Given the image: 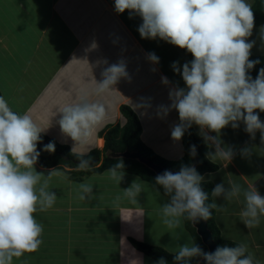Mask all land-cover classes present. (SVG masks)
Returning a JSON list of instances; mask_svg holds the SVG:
<instances>
[{
  "label": "crops",
  "instance_id": "obj_1",
  "mask_svg": "<svg viewBox=\"0 0 264 264\" xmlns=\"http://www.w3.org/2000/svg\"><path fill=\"white\" fill-rule=\"evenodd\" d=\"M141 23L139 16L129 19L127 10L117 14L114 0H0V29H4L3 33L0 31L2 51L6 53L12 50L10 47L18 48L15 59L6 55L4 60L10 63L0 67L2 96L8 104L16 105L12 108L14 112L28 113L38 126L44 128L41 134L71 149L74 142L62 133L58 124L59 110L68 103L78 102L82 93H87L89 99L104 102L109 117L95 133L93 146L86 155L95 149L104 151L105 138L101 133L110 127L124 125L126 119L121 106L129 105L140 118L142 141L168 160L182 159L185 155L183 139L177 142L171 138L172 127L179 123L178 112L173 109L162 117L158 115V108L171 104V88L186 87L182 75L173 71V62H178L182 69L183 64L193 57L159 38L142 39L137 30ZM23 25L28 29V37L21 30ZM32 26L33 31L28 28ZM150 52L159 57V64L153 65L147 59ZM176 56L182 58L177 61ZM120 59L126 61L131 80L121 79L115 85V91L96 96L95 81L100 82L103 69ZM102 60H107L108 64L97 63ZM152 68L157 70L153 72ZM30 74L43 81L39 88L30 85ZM162 76L168 78V85L162 83ZM141 98L147 103L137 107ZM256 111L264 122V112ZM193 127L202 137L199 127L195 124ZM244 128L240 122L236 129L229 125L221 130L222 146L233 147L235 155L227 166L208 159L218 168L206 172L204 181L212 182L214 187L223 183L225 188L229 187V180L243 188L253 185L264 196V144L259 131L252 139ZM209 135L215 136L216 133ZM244 147L251 149L250 156L241 155L240 150ZM208 152H215V148L207 146ZM35 168L45 175L54 169L38 163ZM60 170L68 180L54 177L51 181L50 188L58 197L55 205L46 212L34 214L44 226L43 244L37 252L26 253L15 264H157L131 243L134 239L162 247L166 238L171 239L160 215L161 206L168 203L164 201L167 197L157 186L124 172L120 185L110 180L114 184L109 187L105 171L73 178L66 170ZM98 177L107 183L93 187L96 198L90 202L79 201L74 195L76 185L92 184ZM137 178L145 183L138 204L124 199L119 207L113 205L114 197L122 195L121 189H126V182L129 187ZM66 197L72 198V203L62 202ZM212 202L225 207L221 212L215 210L221 237L246 244L248 252L264 264V218L258 228L250 230L239 217L243 196L232 201H226L223 196L212 197ZM92 223L94 234L88 230ZM95 235L100 238L95 240ZM97 244L102 247L97 248Z\"/></svg>",
  "mask_w": 264,
  "mask_h": 264
},
{
  "label": "clouds",
  "instance_id": "obj_2",
  "mask_svg": "<svg viewBox=\"0 0 264 264\" xmlns=\"http://www.w3.org/2000/svg\"><path fill=\"white\" fill-rule=\"evenodd\" d=\"M114 10L117 14L127 10L129 19L141 18L137 30L142 39L159 38L186 49L193 56L182 69L178 62H173V71L182 75L186 87L171 88V104L158 108V115L162 117L173 109L178 112L179 123L171 130L174 141H180L195 124L205 144L215 148V152L206 153V158L224 166L235 155L233 147L222 146L220 134L225 127L230 125L236 129L243 122L245 132L255 139L259 131L264 144V122L256 111L264 112V68L255 79L249 75L260 61L249 59L256 42L248 39L255 26L254 12L248 0H114ZM260 38L264 42V26L260 28ZM147 59L153 65L159 64V57L154 52L148 53ZM97 63L108 64V61ZM101 77L100 82L95 81L96 96L115 91V85L121 79L131 80L124 59L104 68ZM161 81L165 85L170 83L164 76ZM146 103L145 98H141L137 107ZM59 113L62 133L74 142L72 152L79 159L76 169L91 171V157H84L93 146L95 133L109 117L108 106L82 93L78 102L66 104ZM43 131L44 128L38 126L28 113L14 112L0 96V264H15L26 253L39 250L43 244L44 226L34 214L46 212L55 205L58 197L50 188L53 178L68 180L60 168L50 169L47 175L36 171L35 165L41 155L37 145ZM212 132L216 135H209ZM77 149L81 151L77 152ZM43 151L53 153L54 142L44 145ZM240 153L248 157L251 149L244 147ZM189 154L193 158L197 155L195 145L190 146ZM124 168L121 160L104 174L119 186L124 179ZM203 181L204 176L193 165H182L175 173L165 170L155 177V184L170 198L160 208L162 223L170 232L182 231L185 221L194 224L209 220L212 210H225L215 202L207 203L209 195L201 187ZM228 184V188L223 183L217 184L211 196H223L226 201L243 196L240 220L250 230L258 228L264 218V196L253 185L243 188L232 180ZM144 185L137 178L128 188L121 189L122 195L114 197L113 205L119 207L124 199L138 204ZM93 187L87 182L76 185V198L82 202L95 199ZM188 240L189 243L177 248L175 264H190L196 257L203 258L206 264H260L244 243L206 252L191 236ZM157 264L167 262L160 258Z\"/></svg>",
  "mask_w": 264,
  "mask_h": 264
},
{
  "label": "trees",
  "instance_id": "obj_3",
  "mask_svg": "<svg viewBox=\"0 0 264 264\" xmlns=\"http://www.w3.org/2000/svg\"><path fill=\"white\" fill-rule=\"evenodd\" d=\"M252 10L254 12V25H264V0H254V3L252 4ZM183 50L192 56L191 53L187 52L186 49ZM249 59L260 61L249 73V75L255 79L259 70L264 68V55L258 56L251 54ZM0 96H2L1 92ZM121 113L123 117H125L126 123L124 125L120 124L110 127L108 130L101 133V135L105 138L104 151L102 152L95 149L92 150L88 155H85L84 158L91 157V160H95L97 158L101 159L99 164L92 166L93 169L91 171H78L76 166L79 163V159L75 154H73L70 146L61 144L55 139H52L44 134H41V141L37 145V150L41 152L37 163L40 166L46 168L64 169L67 173L71 174L73 178H80L92 172L102 173L112 167L115 163L122 160L125 165L124 172L137 175L144 181L157 186L161 190V193L169 200L170 198L164 194L163 189L155 184V177L158 174L140 159L126 157L124 154H139L145 160L174 172L179 171L182 165L195 166L201 175H204L209 171L217 170L218 166L206 158L207 145L205 144L203 138L196 133L193 125L185 132L184 136L182 137L185 147L184 157L178 161H171L157 154L151 147L147 146L142 141L141 135L143 132V127L140 118L129 105H122ZM49 142H54L55 144V151L53 153L43 151L44 145L48 144ZM191 145H195L197 148V155L194 158L189 154ZM201 187L209 195V200L207 203H212L211 192L214 188L213 183L209 181H203ZM207 223L209 229L212 232L213 239L218 247H235L238 245V243L225 240L221 237L220 229L217 226L215 220V210H212V217L207 220ZM185 228L195 240L196 244L204 251L208 252L207 246L203 243L202 238L199 236L194 225L191 222L185 221ZM131 243L137 250L143 252L146 256L151 257L156 263L160 258H164L167 264H175V253H170L163 247L151 245L145 242H139L134 239H131ZM202 259L203 258L201 257L193 258L190 261V264H199Z\"/></svg>",
  "mask_w": 264,
  "mask_h": 264
},
{
  "label": "rangeland",
  "instance_id": "obj_4",
  "mask_svg": "<svg viewBox=\"0 0 264 264\" xmlns=\"http://www.w3.org/2000/svg\"><path fill=\"white\" fill-rule=\"evenodd\" d=\"M251 1H252V3H254V0H248V3H251ZM252 3H251V5H252ZM34 26H32V27H28L31 31H33L34 30V28H33ZM258 28V27H257ZM256 28V26L254 27V31H253V35L251 36V37H249L248 39L249 40H254L256 43H255V46L252 48V50H251V54H253V55H258V56H260V55H264V42H262L261 41V38H260V31H259V29L260 28H258L257 29ZM16 29L18 30V27H16ZM21 30L26 34V30H28L27 28H26V26L25 25H23V26H21ZM0 31H2V33H3V31H4V29L3 28H1L0 29ZM27 35V37H28V34H26ZM31 36V35H30ZM34 37V36H33ZM1 47H0V67H3V64H4V66L6 67L7 65H9V61L7 60L6 62H5V60H4V58L6 57V55L8 56V58L9 59H15V57H16V52H18V48L16 49V48H12V47H10L12 50H8L6 53L5 52H3L2 50L4 49L3 48V45H0ZM11 46V45H10ZM17 46V45H16ZM19 47V46H18ZM183 50V49H182ZM184 51V50H183ZM185 52V51H184ZM186 53V52H185ZM189 55V54H188ZM7 58V57H6ZM176 58H177V61L180 59V58H182L181 56L180 57H177L176 56ZM2 60H4V61H2ZM182 63H183V61H182ZM33 80V81H32ZM29 83H30V85L32 86V88H39V84H42L43 83V81L42 80H39V78H37V79H34V77H33V74H30V80H29ZM25 85H26V81H25V83H24ZM9 106H10V108L12 109V108H14L16 105L13 103H10L9 104ZM15 109H18V108H15ZM13 111H15L14 109H12ZM112 155V154H111ZM92 174H97L96 172H92V173H88L87 174V177H89L90 175H92ZM96 178V177H95ZM99 178V177H98ZM97 178V181L96 182H92V184L94 185V187L96 188V187H98V186H102L103 184H105V183H107V181H104L103 179H102V177H100L99 179ZM108 178V177H107ZM115 183V182H114ZM114 183H112L111 181H110V179H109V182H108V186L110 187L111 185H113ZM78 185V184H77ZM128 185H129V183L128 182H126V184H125V187L126 188H128ZM74 186V188H75V185H72V187ZM112 188V187H111ZM159 190V189H158ZM93 193H95V191H93ZM74 195L76 196V191L74 190ZM164 198V197H163ZM166 200V201H165ZM74 201V200H73ZM164 201L165 202H169V199L168 198H164ZM62 202H64L65 204L66 203H68V202H71L72 203V198L71 199H69L68 197H66V198H64V199H62ZM90 221V220H89ZM94 223H92V224H90L89 225V231L92 233V234H94L93 233V231L95 232V230L93 229L94 227ZM98 228V227H97ZM167 231H168V233H171V239H168V238H166L164 241V246H162L164 249H166L167 251H169L170 253H172V252H174L179 246H181V245H183V244H185V243H189V240H188V237H190L191 235H190V233L186 230V228H185V222H184V224H183V230L181 231V230H179V229H177V230H175L174 232H170V230L167 228ZM97 233H99V232H97ZM177 235V236H176ZM95 237H97V238H95V240H98V237L100 238V236L99 235H95ZM178 237V238H177ZM192 237V236H191ZM95 246V245H94ZM96 247L97 248H100V247H102L101 245H99V244H97L96 245ZM167 247V248H166Z\"/></svg>",
  "mask_w": 264,
  "mask_h": 264
},
{
  "label": "water",
  "instance_id": "obj_5",
  "mask_svg": "<svg viewBox=\"0 0 264 264\" xmlns=\"http://www.w3.org/2000/svg\"><path fill=\"white\" fill-rule=\"evenodd\" d=\"M126 157H131V158H138L140 159L143 163L151 167L157 174H162L165 170H168L160 165L151 163L147 160H145L143 157H141L139 154H124ZM92 166H95L101 162L100 158H97L95 160H91ZM171 171V170H168ZM175 173L174 171H171ZM194 227L197 229V232L199 236L202 238L203 243L207 246L208 252H214L215 249L218 247L216 242L213 239V235L211 230L208 227L207 221L204 220H199L198 222L193 224ZM199 264H206V261L203 259L200 261Z\"/></svg>",
  "mask_w": 264,
  "mask_h": 264
}]
</instances>
